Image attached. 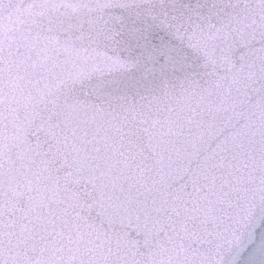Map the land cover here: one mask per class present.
Wrapping results in <instances>:
<instances>
[{
  "label": "water",
  "instance_id": "1",
  "mask_svg": "<svg viewBox=\"0 0 264 264\" xmlns=\"http://www.w3.org/2000/svg\"><path fill=\"white\" fill-rule=\"evenodd\" d=\"M0 264H264V0H0Z\"/></svg>",
  "mask_w": 264,
  "mask_h": 264
}]
</instances>
